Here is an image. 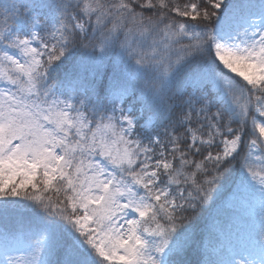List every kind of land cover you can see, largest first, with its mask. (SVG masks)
<instances>
[{
	"label": "snow or ice",
	"instance_id": "snow-or-ice-1",
	"mask_svg": "<svg viewBox=\"0 0 264 264\" xmlns=\"http://www.w3.org/2000/svg\"><path fill=\"white\" fill-rule=\"evenodd\" d=\"M193 252L264 264V0H0V264Z\"/></svg>",
	"mask_w": 264,
	"mask_h": 264
},
{
	"label": "trees",
	"instance_id": "trees-1",
	"mask_svg": "<svg viewBox=\"0 0 264 264\" xmlns=\"http://www.w3.org/2000/svg\"><path fill=\"white\" fill-rule=\"evenodd\" d=\"M4 2L9 3V4H11V3L19 4V3H23L24 0H4ZM181 2H183V0H181ZM83 69L86 70L85 76L89 75L93 71L92 66L90 64H88L87 62H85V65H84ZM109 70H111V65L109 67ZM231 187L232 186H231L230 183L229 184H225V186H224V188H223V190H222V192L220 194V197L218 199V204H222V203H224L226 201V199H227V197L229 195ZM206 219H207V216L205 217V220L201 221V229H200L201 231L205 230ZM197 258L198 257L196 255V253L193 252L192 253V259H191L193 261V264H195V261L197 260Z\"/></svg>",
	"mask_w": 264,
	"mask_h": 264
}]
</instances>
